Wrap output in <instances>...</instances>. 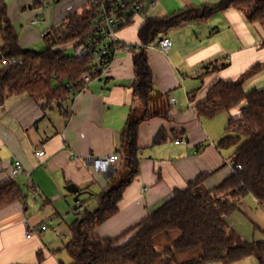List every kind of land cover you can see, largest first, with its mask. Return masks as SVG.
I'll use <instances>...</instances> for the list:
<instances>
[{
  "label": "crops",
  "instance_id": "crops-1",
  "mask_svg": "<svg viewBox=\"0 0 264 264\" xmlns=\"http://www.w3.org/2000/svg\"><path fill=\"white\" fill-rule=\"evenodd\" d=\"M35 1L45 3L8 0L9 20L18 31L20 47L26 50L42 37L40 27L45 34L68 15H79L88 9L87 0H54L56 8L51 13L47 11L49 4L31 8ZM219 2L149 0L146 12L118 33L120 40L136 51H118L106 77L90 81L61 105L43 108L45 103H37L25 94L5 99L0 105V184L14 182L24 197L0 209V264L72 263L64 249L66 235L70 236L69 226L61 227L62 218L55 206L66 203L70 214L80 206L72 207L69 200L74 202V196H65L63 192L67 185L74 184L84 192L79 202H85L89 208L92 197L97 195V209L98 196L104 189L118 177L122 182L124 177L129 178L123 158L109 175L96 171L88 159L120 151L123 134L131 122L140 121V172L125 190L118 213L96 229L99 238H116L135 227L170 199L175 190L185 189L201 174H211L206 182L209 190L231 175L235 149L217 147L226 134L229 115L209 119L199 116L194 106L217 82H238L256 65L262 69L245 79L244 91L264 89V27L251 24L242 11L227 9L205 21L194 18L165 32H153V41L144 48L139 38V31L148 20ZM164 37L171 38L173 44L165 54L157 48ZM71 49L74 50V44L54 48L66 52ZM140 50L153 76L147 108L133 98V61ZM214 64L227 67L202 76L204 68ZM243 106L236 108L232 116H237ZM160 131L165 133L166 141L154 145ZM41 151L43 157L38 156ZM16 160L21 162L23 171L13 177L11 170ZM32 190L39 192L37 201ZM227 222L230 231L243 240L264 243V205L253 196L240 200L238 210ZM41 227L45 228L43 232ZM28 228L34 233L27 235ZM135 233L122 238L120 245ZM231 264L259 261L248 256Z\"/></svg>",
  "mask_w": 264,
  "mask_h": 264
},
{
  "label": "trees",
  "instance_id": "trees-1",
  "mask_svg": "<svg viewBox=\"0 0 264 264\" xmlns=\"http://www.w3.org/2000/svg\"><path fill=\"white\" fill-rule=\"evenodd\" d=\"M148 1L145 0L141 14L146 12ZM37 6L43 7L45 3L35 1L31 8ZM227 9L242 11L251 24L264 27V0H220L214 6L190 7L163 19L148 20L139 31L142 47L153 41V32H165L194 18L205 21ZM97 32L95 15L88 6L82 14L68 15L59 26L44 34L45 51L26 50L20 47L18 31L9 20L8 0H0V105L7 97L24 94L37 103H45L43 108L73 99L87 87L88 77L93 81L99 75L92 73L91 58L79 59L66 50L54 48L71 43L75 47ZM140 51L133 61V98L147 108L153 76ZM4 59L17 62L3 66ZM225 67L227 64L205 67L202 76ZM261 69V65L254 66L238 82H217L194 106L199 116L209 119L229 115L226 134L217 147L235 149L231 157V175L209 190L206 182L211 174H201L185 189L175 190L170 199L135 227L119 237L101 239L96 229L118 213L125 190L140 172V121L128 124L119 152L127 163L129 179L117 187L104 189L98 196L95 210L79 202L82 210L69 226L70 239L64 246L73 260L71 264H231L248 256L264 264V243L243 240L230 231L227 222L238 210V202L247 196H253L264 205V89L244 91L245 79L255 76ZM242 104L239 114L232 116ZM165 141L166 135L160 131L154 145ZM237 166L241 170H237ZM23 197L14 182L0 184V209ZM133 231H136L134 236L120 245V240ZM38 258L41 261V254Z\"/></svg>",
  "mask_w": 264,
  "mask_h": 264
},
{
  "label": "built area",
  "instance_id": "built-area-1",
  "mask_svg": "<svg viewBox=\"0 0 264 264\" xmlns=\"http://www.w3.org/2000/svg\"><path fill=\"white\" fill-rule=\"evenodd\" d=\"M87 2L95 15L98 32L85 42L78 43L74 47V56L79 59L91 58L89 65L92 68V73L98 74L97 79H100L108 75L112 61L118 51H131V46L125 45L120 40L118 33L121 29L129 26L141 14L145 0H87ZM39 22L41 20L34 23ZM172 46V40L169 37H164L157 43L158 50L163 54L170 51ZM16 62V59H4L2 60V65L10 66ZM90 81L88 77L87 82L89 83ZM66 87L72 90V87L69 85H66ZM177 143L182 142L178 141ZM38 156L43 157L44 152L41 151L38 153ZM122 157L118 151L107 156L90 157L88 162L99 173L109 175L114 166L122 160ZM230 166L232 167V163ZM237 170H241V167L237 166ZM22 171L21 162L16 160L12 166V176L17 177ZM32 196L34 197V201H37L39 198L38 190H32ZM81 210V206H78L72 211V214L78 217ZM44 230L45 228L41 227L40 231L43 232ZM32 233H34V230L28 228L27 235H31Z\"/></svg>",
  "mask_w": 264,
  "mask_h": 264
},
{
  "label": "rangeland",
  "instance_id": "rangeland-1",
  "mask_svg": "<svg viewBox=\"0 0 264 264\" xmlns=\"http://www.w3.org/2000/svg\"><path fill=\"white\" fill-rule=\"evenodd\" d=\"M46 4H49L51 7H50V9L48 10L47 9V11H51V13L52 12H55V8H56V4H55V2H54V0H45V5ZM85 12V11H84ZM18 27H20L19 25H18ZM39 30H41V38H40V40L39 41H37V43L35 44V45H33L32 46V48H30V50H33V51H35V52H43V51H45L46 49H47V45H46V42L44 41V39H43V30H42V27H40L39 28ZM71 45H72V43H71ZM70 55L72 54V55H74V50L73 49H71V50H69V51H67ZM223 115H226V114H223ZM123 167L125 168V167H127V165L124 163V165H123ZM129 178L128 177H124V181H127ZM122 179H120V177H118L117 178V181L115 180V181H113V184L111 185V187H117L122 181H121ZM64 192V195L65 196H68V197H71V195L70 194H68L66 191H63ZM97 194V193H96ZM84 197V196H83ZM93 199L91 200V203H90V208L91 209H95L96 208V204H97V195H95L94 197H92ZM80 202H82V201H80ZM69 204L72 206V207H74L75 208V206H77V204H79L80 205V203H74L72 200H69ZM55 209H56V211H58V214L60 215V217L62 218V221H61V223H62V225H61V227H65V225H67V226H70L75 220H76V216L75 215H72V214H70V211L71 210H69L68 209V206H67V204L65 203V205L63 204V206H61V207H59V206H55ZM49 211H51V209L49 210ZM60 218V219H61ZM69 219V220H68ZM67 226H66V228H67ZM65 228V229H66ZM67 234V233H66ZM67 237H66V239L65 240H69L68 238L70 237L68 234L66 235ZM63 256H65V257H67V259L70 261V257L67 255V254H65V252H63ZM73 261V260H72ZM71 261V262H72Z\"/></svg>",
  "mask_w": 264,
  "mask_h": 264
},
{
  "label": "water",
  "instance_id": "water-1",
  "mask_svg": "<svg viewBox=\"0 0 264 264\" xmlns=\"http://www.w3.org/2000/svg\"><path fill=\"white\" fill-rule=\"evenodd\" d=\"M49 34V33H48ZM68 194L74 196V202L79 203L80 197L84 194L76 185L69 184L65 187Z\"/></svg>",
  "mask_w": 264,
  "mask_h": 264
}]
</instances>
